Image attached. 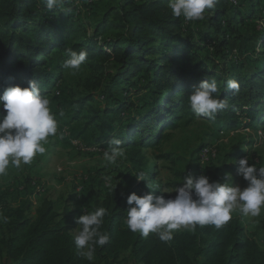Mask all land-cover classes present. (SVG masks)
Wrapping results in <instances>:
<instances>
[{
    "label": "trees",
    "instance_id": "trees-1",
    "mask_svg": "<svg viewBox=\"0 0 264 264\" xmlns=\"http://www.w3.org/2000/svg\"><path fill=\"white\" fill-rule=\"evenodd\" d=\"M77 1L67 0L63 10L49 11L43 0H0V95L9 86L23 88L35 81L47 96L64 70L62 65L51 69L48 59L56 55L64 62L69 49H86L88 59L82 66L90 71L89 93L70 101L74 121L83 118L96 147L120 139L134 170L145 174L156 194L159 190L143 149L159 146L183 118L195 119L188 96L203 79L215 78L219 98L228 104L211 121L218 132L238 128L240 119L245 128H264L260 127L264 32L244 43L237 35L241 24L259 18L262 11L256 8L261 0H217L213 9L206 10L207 21L200 31L192 30L191 22L182 17L174 19L168 0H107L102 16L90 27L92 36L78 17ZM228 80L239 83L238 93L226 91ZM98 92L105 105L101 110L95 108L99 99L92 95ZM174 175L168 184L172 189L190 173L176 170ZM141 184L146 187V182ZM121 189L119 184L105 196L92 191L90 211L100 206L109 211L101 230L110 240L97 248V260L89 262L75 250V212L67 207L60 211L56 202L45 198L33 217L22 207L4 212L9 220L0 234V264H123L125 255L134 264H264V249L236 217L219 230L214 226L178 230L167 244L153 234L141 238L124 223L127 212Z\"/></svg>",
    "mask_w": 264,
    "mask_h": 264
},
{
    "label": "rangeland",
    "instance_id": "rangeland-1",
    "mask_svg": "<svg viewBox=\"0 0 264 264\" xmlns=\"http://www.w3.org/2000/svg\"><path fill=\"white\" fill-rule=\"evenodd\" d=\"M105 3H108L107 0H78L76 2L78 17L88 25V36H92L93 30L90 27L95 26L96 21L102 16V7ZM261 9H264V0H261L256 8V11H262L259 13V18L254 22L245 21L241 24L242 26L238 27L237 35L243 37V43L246 38L261 37L260 35L263 34L264 24L258 23L264 20V10ZM242 13L245 15V7L242 8ZM206 21L205 16L202 21L191 22L192 30L200 31L204 28ZM107 35L110 36L111 32ZM234 48L239 50L236 43H234ZM232 57L235 58L236 55ZM62 64L60 57L56 55L48 59V66L51 69ZM89 77L90 71L84 66H81V70L74 75L64 69L60 75L61 81L54 89L51 87L47 97L52 102L50 105L52 111L57 113L58 134L56 137L49 138L48 144L45 145L47 151L44 155H37L30 165H23L20 169L10 166L7 175L0 176V212L3 214L6 210L22 207L27 215L33 217L41 201L49 198L57 203L60 211H64L67 207L75 212L78 218L84 214L83 209L87 208L90 211L92 191L100 192L103 196L110 191L105 186V176L116 177L117 181L114 180L113 183L122 185L121 193L124 196L123 205L126 210L127 195L133 192L142 195L153 191L141 186L142 181L136 180L135 176L138 171L134 170V164L127 152L124 151V156L118 158L115 164H109L103 159V149L108 144L100 146L99 152H88L77 149L70 143L71 139H78L84 146H95L96 144L94 133L91 130L87 131L83 118H79L80 121H74L75 112L69 105L70 101L89 93L86 86ZM59 93L60 96H56ZM99 94V92L92 93L99 99L96 101L97 104L95 103L97 110L105 106L98 97ZM61 109L65 112L64 117L58 115ZM245 123L247 122L244 121ZM239 125L238 128L223 131L222 134V131L218 132L211 121L195 118L187 122L183 118L180 120V126L172 131L169 130L168 133L172 132V135L164 138L159 146L143 149L146 165L159 190L155 195L163 194L165 198L169 196L174 198L176 194L171 191L174 189L168 187V184L174 181L176 170L189 171L192 176L206 175L210 182L216 181V177L220 183H224L225 173H230L234 185L245 187L243 179L236 175L238 165L233 163L234 160L249 157L250 164L254 163L258 168L264 166V128L262 130L245 128L242 119L239 120ZM60 132L64 133L62 139L59 138ZM210 146L216 147L219 158L214 162L210 161L199 166L200 150ZM78 188L82 189L81 193L77 191ZM163 190L169 191L164 193ZM232 216L242 220L247 235L264 249V211L256 218L242 216L238 211H234ZM3 227L4 224L0 223V234H2ZM185 230L180 229V231ZM72 234L75 235V232L73 231ZM123 259V264H134L129 260L128 255H125ZM93 260H97L95 256Z\"/></svg>",
    "mask_w": 264,
    "mask_h": 264
},
{
    "label": "clouds",
    "instance_id": "clouds-1",
    "mask_svg": "<svg viewBox=\"0 0 264 264\" xmlns=\"http://www.w3.org/2000/svg\"><path fill=\"white\" fill-rule=\"evenodd\" d=\"M67 0H43L46 8L63 10ZM217 0H168L167 7L174 19L183 18L184 22L202 21L206 10L213 9ZM264 24V20L258 21ZM68 58L62 67L70 74H76L88 59L86 49L79 52L69 49ZM240 85L235 80L226 82V91L238 93ZM220 84L215 78L203 79L199 86L188 96V106L195 118L215 120L218 112L228 107L225 99L219 98ZM50 99L42 94L35 81H29L27 87L9 86L0 95V176H5L8 169H20L30 165L37 155H44L45 145L50 137L58 134L57 113L52 111ZM64 117L63 109L58 112ZM64 133H59L63 138ZM122 141L112 138L103 149V159L115 164L124 156ZM238 165L236 175L241 177L246 186L233 184V177L225 173L224 183L211 181L206 175L183 177L181 185L171 190L176 195L165 198L163 194L155 195L143 172L138 173L137 181L146 182L152 189L137 195H127V216L124 221L132 233H139L141 238L153 234L163 243H170L174 233L181 228L195 231L196 227L214 226L219 230L232 220V213L238 211L242 216L256 218L264 211V166L257 167L249 162V157L234 163ZM116 177L105 176V186L116 189L113 183ZM117 181V180H116ZM169 190H163L167 193ZM162 193V192H161ZM84 214L75 219L77 228L73 243L80 257L91 262L97 248L109 243L110 235L102 231L104 217L109 215L105 207H96L92 211L83 209ZM9 218L0 212V223H8Z\"/></svg>",
    "mask_w": 264,
    "mask_h": 264
},
{
    "label": "built area",
    "instance_id": "built-area-1",
    "mask_svg": "<svg viewBox=\"0 0 264 264\" xmlns=\"http://www.w3.org/2000/svg\"><path fill=\"white\" fill-rule=\"evenodd\" d=\"M186 23H188V22H186ZM221 133L223 134L224 132L222 131ZM65 136L69 137L68 134H65ZM70 143L72 144L73 147H76L77 149H80L82 151L99 152L101 150L100 147H96V146H94V147H88L86 145L84 146V144L78 139H71ZM217 158H219V157H218V150L216 149V147L215 148L213 146L205 147L199 153V160H198L199 166H200V164L203 166L206 163H209L210 161L214 162L215 160H217ZM77 191L79 193H81L82 189L78 188Z\"/></svg>",
    "mask_w": 264,
    "mask_h": 264
}]
</instances>
